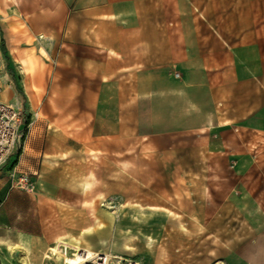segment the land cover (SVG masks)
Segmentation results:
<instances>
[{
  "label": "crops",
  "instance_id": "obj_1",
  "mask_svg": "<svg viewBox=\"0 0 264 264\" xmlns=\"http://www.w3.org/2000/svg\"><path fill=\"white\" fill-rule=\"evenodd\" d=\"M0 103V264H264V0H0Z\"/></svg>",
  "mask_w": 264,
  "mask_h": 264
},
{
  "label": "built area",
  "instance_id": "obj_2",
  "mask_svg": "<svg viewBox=\"0 0 264 264\" xmlns=\"http://www.w3.org/2000/svg\"><path fill=\"white\" fill-rule=\"evenodd\" d=\"M22 112L16 108L0 103V166L9 157L12 149L19 145L22 137ZM16 188L31 192L34 184L26 174H21L14 185ZM72 255V253H71ZM81 264H138L137 262L104 254H93Z\"/></svg>",
  "mask_w": 264,
  "mask_h": 264
},
{
  "label": "bare ground",
  "instance_id": "obj_3",
  "mask_svg": "<svg viewBox=\"0 0 264 264\" xmlns=\"http://www.w3.org/2000/svg\"><path fill=\"white\" fill-rule=\"evenodd\" d=\"M7 98V97H6ZM123 214V213H122ZM122 216V215H121ZM120 217V216H119ZM89 234V233H88ZM90 236V234H89ZM87 237V236H86ZM83 240V239H82ZM74 241V240H73ZM83 242V241H82ZM91 243V242H90ZM93 243V242H92ZM87 244V243H86ZM89 245V244H88ZM93 245V244H92ZM60 246H66L64 243H59L57 247L51 248V252L54 256H57L61 260V264H81L82 262L89 260L91 257H93V253L90 252L87 248L82 247L78 243H71L69 244L68 248L70 247L71 250H73L72 255H65L63 254V251L67 249L66 247ZM91 246V245H89ZM64 248V249H63ZM11 249V248H10ZM7 250V249H6ZM12 250V249H11ZM22 252V250H20ZM19 253V251H18ZM24 255V254H22ZM13 259V258H12ZM14 261V260H13ZM16 261V260H15ZM3 262L6 263V260L3 259ZM22 264H28L26 259H21ZM16 264V263H15Z\"/></svg>",
  "mask_w": 264,
  "mask_h": 264
},
{
  "label": "rangeland",
  "instance_id": "obj_4",
  "mask_svg": "<svg viewBox=\"0 0 264 264\" xmlns=\"http://www.w3.org/2000/svg\"><path fill=\"white\" fill-rule=\"evenodd\" d=\"M30 119L28 118V116H26L25 115V113L24 112H22V137L20 138V141H19V144L21 143V141H22V139H23V137H24V134H25V132H26V128H27V126H28V124H29V121ZM17 154H18V150H17V146H15L13 149H12V151H11V153H10V155H9V157L6 159V161L0 166V168H4V167H6L7 166V164L9 163V160L11 159V158H15V156H17ZM15 164V162H12V166ZM13 171V170H12ZM11 171V174H9V176H8V179L10 180V182H11V184L14 186L15 184H16V181L18 180V177L20 176V174L19 173H17L16 171L15 172H12ZM15 187V186H14ZM64 249V248H63ZM61 250H62V247H61ZM73 253V252H72ZM63 254H65V255H67L66 254V250H64L63 251ZM49 256H50V259H46L45 261H47V263L46 264H61V260H59V259H56V257L57 256H54L53 254H52V252H51V250L49 251V254H48ZM112 258H114V257H112ZM3 259L4 258H2V261H3Z\"/></svg>",
  "mask_w": 264,
  "mask_h": 264
}]
</instances>
